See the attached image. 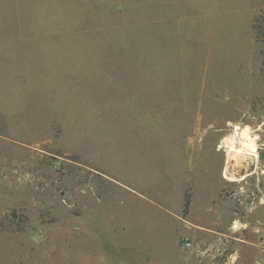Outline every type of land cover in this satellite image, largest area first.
<instances>
[{
  "label": "rangeland",
  "instance_id": "1",
  "mask_svg": "<svg viewBox=\"0 0 264 264\" xmlns=\"http://www.w3.org/2000/svg\"><path fill=\"white\" fill-rule=\"evenodd\" d=\"M0 264H264V0H0Z\"/></svg>",
  "mask_w": 264,
  "mask_h": 264
},
{
  "label": "bare ground",
  "instance_id": "2",
  "mask_svg": "<svg viewBox=\"0 0 264 264\" xmlns=\"http://www.w3.org/2000/svg\"><path fill=\"white\" fill-rule=\"evenodd\" d=\"M256 137L249 128L236 126L234 135L227 141V157L226 172L229 169L230 162L237 160L239 163L246 160L248 156H257L259 146L256 142Z\"/></svg>",
  "mask_w": 264,
  "mask_h": 264
},
{
  "label": "trees",
  "instance_id": "3",
  "mask_svg": "<svg viewBox=\"0 0 264 264\" xmlns=\"http://www.w3.org/2000/svg\"><path fill=\"white\" fill-rule=\"evenodd\" d=\"M189 205V200H188V198H186V206H188Z\"/></svg>",
  "mask_w": 264,
  "mask_h": 264
},
{
  "label": "built area",
  "instance_id": "4",
  "mask_svg": "<svg viewBox=\"0 0 264 264\" xmlns=\"http://www.w3.org/2000/svg\"><path fill=\"white\" fill-rule=\"evenodd\" d=\"M186 246H190V244H189V243H187V244H186Z\"/></svg>",
  "mask_w": 264,
  "mask_h": 264
}]
</instances>
